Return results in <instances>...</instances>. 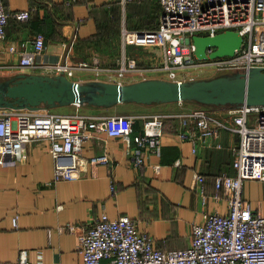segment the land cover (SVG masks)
Masks as SVG:
<instances>
[{
    "label": "crops",
    "instance_id": "0c3cea01",
    "mask_svg": "<svg viewBox=\"0 0 264 264\" xmlns=\"http://www.w3.org/2000/svg\"><path fill=\"white\" fill-rule=\"evenodd\" d=\"M117 1L77 0L65 6L63 0H2L7 13L29 11L30 17L25 22L12 17L8 20L5 39L0 40V82L19 74L56 75L46 66L56 60L69 65L78 62L97 67L116 65L121 56L120 43L117 56L107 57L86 41L95 34L98 22L110 16ZM120 4L121 29L123 24L126 26V2L120 0ZM37 35L44 38L41 55L33 54L32 42ZM130 47L128 55L139 66L161 64L159 49ZM154 50H158L159 58L152 56ZM24 59L33 64L22 65ZM69 79L79 83L107 82L105 76L96 77L92 70H75ZM144 79L167 80L164 75L147 73L129 75L121 83ZM71 107L75 111L63 110L62 114L79 112L83 107L80 113L96 116L167 117L205 109L214 119L231 122L230 108L195 102L151 106L122 103L108 109L74 105L65 108ZM142 131V122L135 120L129 142L104 133L93 135L83 144L81 155L85 159L105 155L109 162L91 164L82 160L78 164V178L71 180H54V159L48 152L47 141L25 144L21 160L0 158V263L16 262L19 253L25 250L34 264H82L78 252L80 229L90 227L102 214L109 219L122 216L133 219L137 231L150 236L157 249H185L191 242V226L201 223L204 214L227 213L228 196L223 190H216L214 181L219 175L234 174L231 149L239 142L237 134L221 130L217 137L198 142L193 153L192 144L178 137L179 120L168 117L157 141L159 154L155 147H149L144 152L143 165L136 169L131 164L135 148L132 138ZM197 175L202 176L201 183ZM241 197L255 213L264 216V181H243Z\"/></svg>",
    "mask_w": 264,
    "mask_h": 264
},
{
    "label": "built area",
    "instance_id": "2783aa9c",
    "mask_svg": "<svg viewBox=\"0 0 264 264\" xmlns=\"http://www.w3.org/2000/svg\"><path fill=\"white\" fill-rule=\"evenodd\" d=\"M76 1L63 0V3L71 6ZM158 3L157 28L139 30L122 25L121 56L115 66L97 67L86 62L69 65L61 60L46 66L68 79L75 70H92L96 77L105 76L110 83H121L127 75L135 74L155 73L169 81H183L179 72L185 70L206 68L224 74L264 68V0H158ZM10 17L25 22L30 12L9 14L0 0V40L5 39ZM228 30L242 38L233 56L202 61L195 58L193 36L213 37ZM32 45L33 54L41 55L43 36L37 35ZM130 46L159 49L161 64L139 66L135 58L126 54ZM213 51L214 48H209L206 54ZM32 64L30 60H22V65ZM50 110L0 109V158L21 160L25 144L47 141L48 152L54 159L55 181L78 178V164L82 160L107 164L109 160L105 155L83 158V144L98 133L129 142L135 120L143 124L142 133L132 138L135 148L131 164L136 169L143 165L144 152L149 147H155L159 154L157 141L163 135V122L168 117L179 120L178 137L192 144L193 153L198 142L217 137L221 130L239 136L238 144L231 149L234 174L219 175L214 181L216 190H223L228 196L227 213L204 214L201 223L191 226V242L187 248L157 249L150 236L137 231L133 219L127 216L109 219L102 214L90 227L80 229L78 252L82 264H264V216L255 213L241 197L243 181H264V105L230 108V123L214 119L205 109L167 117L158 114L96 116L77 111L63 115ZM196 179L199 183L203 181L200 175ZM114 191L111 185V192ZM16 224L15 217L13 225ZM0 264L34 263L22 250L16 262Z\"/></svg>",
    "mask_w": 264,
    "mask_h": 264
},
{
    "label": "water",
    "instance_id": "95a60500",
    "mask_svg": "<svg viewBox=\"0 0 264 264\" xmlns=\"http://www.w3.org/2000/svg\"><path fill=\"white\" fill-rule=\"evenodd\" d=\"M192 43L195 58L202 61L233 56L242 38L228 30L213 37L193 36ZM209 48L214 51L207 55ZM172 102L228 108L264 105V68L189 81L144 79L130 84L79 83L63 74H19L0 82V109L35 111L72 105L108 109L122 103L151 106Z\"/></svg>",
    "mask_w": 264,
    "mask_h": 264
},
{
    "label": "trees",
    "instance_id": "16d2710c",
    "mask_svg": "<svg viewBox=\"0 0 264 264\" xmlns=\"http://www.w3.org/2000/svg\"><path fill=\"white\" fill-rule=\"evenodd\" d=\"M142 2V1H141ZM125 5V22L130 29L152 30L157 28L160 6L144 0L141 4L129 2ZM111 10L110 16H104L96 27L95 34L86 41L97 52L117 56L119 53V30L121 23V4L118 0ZM114 65V64H113ZM115 66V65H114Z\"/></svg>",
    "mask_w": 264,
    "mask_h": 264
},
{
    "label": "rangeland",
    "instance_id": "374dc122",
    "mask_svg": "<svg viewBox=\"0 0 264 264\" xmlns=\"http://www.w3.org/2000/svg\"><path fill=\"white\" fill-rule=\"evenodd\" d=\"M141 1L143 2L144 0H125L126 4L127 3L130 4L129 2H133V3H136L137 2V4H141L142 3ZM149 1L152 2V4L158 5V0H149ZM130 48L131 47H129L127 49V54L129 53V49ZM184 52L185 53H188L187 50H185ZM151 53H152V56L155 57V58H159L160 57V54H159L158 50H154ZM189 71L190 70L180 71L179 74L181 75V78L186 79L187 81H189L188 79H190V80L208 79V78H212V77H215L217 75H220V73H217V72H215V71H213L211 69H206V68H203V69H195V70H191L190 72ZM182 74H185V75H182ZM128 77H129V75H127L123 79V81L124 80H127ZM82 108L83 107H80L79 108V112H80V110H82ZM63 110H73V111H75V109L73 107H71L70 109L69 108H65V107L53 108L50 111L53 112V113H55V114H62Z\"/></svg>",
    "mask_w": 264,
    "mask_h": 264
}]
</instances>
